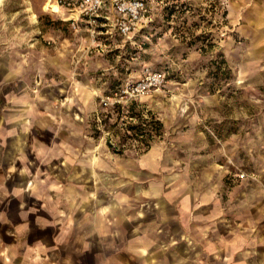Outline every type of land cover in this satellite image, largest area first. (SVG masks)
I'll return each instance as SVG.
<instances>
[{
	"label": "rangeland",
	"instance_id": "obj_1",
	"mask_svg": "<svg viewBox=\"0 0 264 264\" xmlns=\"http://www.w3.org/2000/svg\"><path fill=\"white\" fill-rule=\"evenodd\" d=\"M49 1L0 0V108L27 85L44 120L36 133L74 138L68 182L84 180L87 200L97 194L104 204L116 202L120 223L147 213L149 186L161 189L166 206L210 193L231 237L242 231L251 235L246 246L261 242L263 250H247V257L264 264V47L245 27L242 9L230 0H145L148 18L129 37L106 25L92 38ZM147 72L163 80L150 85ZM138 82L144 86L123 95ZM131 101L162 122L146 152L113 134L114 118L100 121L115 103L126 111ZM195 210L183 208L188 227ZM191 255L183 250L182 262H193ZM241 258L228 250L212 257L214 264Z\"/></svg>",
	"mask_w": 264,
	"mask_h": 264
},
{
	"label": "crops",
	"instance_id": "obj_2",
	"mask_svg": "<svg viewBox=\"0 0 264 264\" xmlns=\"http://www.w3.org/2000/svg\"><path fill=\"white\" fill-rule=\"evenodd\" d=\"M230 2L242 9L245 27L256 45L264 47V0ZM79 23L88 30L85 22ZM1 69L7 72V66ZM16 90L15 101L0 108V264H185L183 250L195 256L189 257V264H214L215 250L242 256L232 264H257L247 250H263L261 242L246 246L251 235L242 231L231 237L224 215H217L218 208L210 204V193L197 192L190 203L181 198L166 206L161 189L149 186L148 214L141 220L129 215L121 222L125 230L120 229L116 202L104 204L97 194L87 200L84 180L68 182L75 166L67 151L74 138L36 133L44 121L40 111L27 85L21 83ZM75 169L80 175V168ZM189 206L196 209L190 227L182 215ZM187 235L189 243L183 241ZM200 254L206 260L199 259Z\"/></svg>",
	"mask_w": 264,
	"mask_h": 264
},
{
	"label": "built area",
	"instance_id": "obj_3",
	"mask_svg": "<svg viewBox=\"0 0 264 264\" xmlns=\"http://www.w3.org/2000/svg\"><path fill=\"white\" fill-rule=\"evenodd\" d=\"M53 5L69 13L72 26L85 22L93 38L95 33L102 31L103 28L99 27L106 25L116 34L129 37L148 14L145 0H50L49 8L52 9ZM146 78L150 85L159 84L163 80L160 72H147ZM143 86V83L138 82L135 86L125 87L121 92L130 96L133 90ZM239 176L243 177L244 173L241 172Z\"/></svg>",
	"mask_w": 264,
	"mask_h": 264
},
{
	"label": "trees",
	"instance_id": "obj_4",
	"mask_svg": "<svg viewBox=\"0 0 264 264\" xmlns=\"http://www.w3.org/2000/svg\"><path fill=\"white\" fill-rule=\"evenodd\" d=\"M167 7V6H166ZM170 7V11L173 9L174 4ZM117 83H112L111 88ZM136 103L131 101L130 105L127 106L126 111L122 108V104L115 103L112 107L108 109L107 112L101 113L102 117L100 121L106 125L109 118H114L111 126L115 128L114 135L123 141L125 138L130 139L141 146L142 150L149 147L151 141L159 136L162 131L161 121L150 111L147 110L146 113L142 112L140 109L135 108ZM94 126H98L97 121L92 122ZM99 130L96 129V134L98 136ZM95 135V134H94ZM108 146L111 144L108 142ZM123 148H112L113 151L121 152Z\"/></svg>",
	"mask_w": 264,
	"mask_h": 264
},
{
	"label": "bare ground",
	"instance_id": "obj_5",
	"mask_svg": "<svg viewBox=\"0 0 264 264\" xmlns=\"http://www.w3.org/2000/svg\"><path fill=\"white\" fill-rule=\"evenodd\" d=\"M48 6H49V4H48ZM58 9H59V7H57L56 5H53V6H52V10H53V11L56 12V11H58Z\"/></svg>",
	"mask_w": 264,
	"mask_h": 264
}]
</instances>
